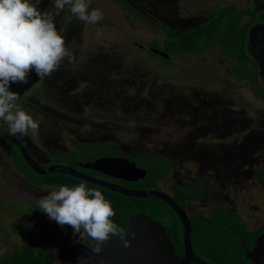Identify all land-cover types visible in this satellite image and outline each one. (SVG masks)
<instances>
[{
  "label": "rangeland",
  "instance_id": "obj_1",
  "mask_svg": "<svg viewBox=\"0 0 264 264\" xmlns=\"http://www.w3.org/2000/svg\"><path fill=\"white\" fill-rule=\"evenodd\" d=\"M132 1L178 32L203 25L217 7L235 5L242 24L250 20L248 11L264 13V0ZM53 3L40 0L37 6L52 13L76 61L65 58L29 90L9 88L19 95L17 105L40 122L37 133L24 135L27 144L50 153L39 162L45 167L55 161L81 164L87 157L58 160L57 153L70 148V137L114 138L126 151L141 150L174 163L160 183L168 194L173 182L206 178L207 194L190 202L189 212L208 215L220 205L250 230L257 229L264 221V183L257 172L264 166V100L247 82L230 76L233 61L219 49L169 61L152 54L150 44L157 41L163 48L166 35L137 21L116 0H90L89 11L103 14L96 24L79 21L67 6L57 15ZM247 47L260 66L264 88V23H254ZM52 190L28 183L0 151V259L21 248L26 231L52 235L71 248L89 239L38 208L39 199Z\"/></svg>",
  "mask_w": 264,
  "mask_h": 264
},
{
  "label": "trees",
  "instance_id": "obj_2",
  "mask_svg": "<svg viewBox=\"0 0 264 264\" xmlns=\"http://www.w3.org/2000/svg\"><path fill=\"white\" fill-rule=\"evenodd\" d=\"M116 1L123 3L125 10L135 13L137 21L149 24L166 35L163 48L159 47L157 41L150 44V48L169 56L170 59L163 58L164 60L169 61L171 58H180L185 55H201L219 49L233 61V72L230 76L237 81L247 82L249 87L264 100V88L259 78L260 66L250 56L247 47L254 23L256 21L264 23V13L255 14L248 11L250 20L242 24L243 15L235 5L217 7L212 18L203 25L188 32H178L161 21H151L138 14L126 0ZM150 52L152 53V50ZM33 72L34 69L31 71V76ZM110 147V145L90 146L73 142L71 152L57 153V157L60 163L72 162V159L75 160L80 156L87 157L86 161H93L108 156ZM0 149H3L12 160L15 170L35 187L58 190L61 186L75 187L84 183L88 189L101 191L116 213L112 217L113 222L125 232L130 229V218L139 214L149 216L166 229L168 237L177 250V255L180 258L184 257L183 225L173 209L165 202L154 198L125 197L62 174L42 176L29 168L19 149L13 144L0 139ZM146 158L138 161V165L147 172L146 178L130 184V187L139 191L161 190L159 183L172 172L173 162L161 156L154 161H148ZM69 166L80 169L74 163H69ZM86 172L96 176L92 171ZM261 177L264 183V169ZM204 182L205 180L201 179L191 186L175 183L171 186V197L185 209L190 202H197L207 194L208 189L203 186ZM189 219L196 257L208 264H251L247 259V253L254 248L255 241L264 233V221L257 229L250 230L236 213L220 205L212 209L208 215L190 213ZM89 241H91L90 237L81 247L71 248L66 246L64 240L52 235L35 237L32 232L26 231L22 237L21 248H18L12 256L1 258L0 264H53L45 258L58 253H63L69 258H77Z\"/></svg>",
  "mask_w": 264,
  "mask_h": 264
},
{
  "label": "clouds",
  "instance_id": "obj_3",
  "mask_svg": "<svg viewBox=\"0 0 264 264\" xmlns=\"http://www.w3.org/2000/svg\"><path fill=\"white\" fill-rule=\"evenodd\" d=\"M39 3L40 0H0V121L7 124L12 136L28 135L30 131L35 134L40 122L17 105L19 95L10 91V86L27 84L33 69L43 79L56 71L65 58L76 61L66 47L64 35L57 30L54 16L41 11ZM53 5L57 15L67 6L74 17L86 24H96L103 18L99 9L89 11L90 0H54ZM38 208L61 227L71 226L82 239L90 237L95 242L92 251L96 255L103 252V245L112 235L119 236L125 248L131 247L127 233L112 220L116 213L111 203L101 191L88 189L84 183L50 191L39 199Z\"/></svg>",
  "mask_w": 264,
  "mask_h": 264
},
{
  "label": "water",
  "instance_id": "obj_4",
  "mask_svg": "<svg viewBox=\"0 0 264 264\" xmlns=\"http://www.w3.org/2000/svg\"><path fill=\"white\" fill-rule=\"evenodd\" d=\"M152 53L170 59L165 53L152 49ZM41 79L34 70L30 82L24 86L12 84L17 89L29 90L39 84ZM0 139L14 144L20 151L29 168L39 175L62 174L70 176L99 188L105 189L129 198L159 199L169 205L184 229V257L177 255V250L167 235L166 229L158 222L145 214H139L130 218V229L126 231L127 240L131 247L125 248L121 238L112 235L110 240L103 245V252L96 255L92 249L95 242L89 241L77 258H69L63 253L47 256L45 259L53 264H208L194 254L192 244V225L188 211L180 207L174 199L164 191L159 190H131L103 179L91 177L73 167L54 164L44 167L36 162L28 152L25 145L15 136L0 132ZM82 170L93 171L114 179L128 183H136L144 180L147 172L140 169L134 163L123 159H100L92 163L80 164ZM247 259L251 264H264V233L255 241L254 248L247 253Z\"/></svg>",
  "mask_w": 264,
  "mask_h": 264
},
{
  "label": "flooded vegetation",
  "instance_id": "obj_5",
  "mask_svg": "<svg viewBox=\"0 0 264 264\" xmlns=\"http://www.w3.org/2000/svg\"><path fill=\"white\" fill-rule=\"evenodd\" d=\"M127 1V3L130 5V6H132L133 8H134V10H135V12H137L138 14H141V15H143V16H145L146 18H148L149 20H151V21H159L160 22V20L159 19H156V17H154L155 15L153 14V13H148V12H146L144 9H142L140 6H138V4H136V2H134V1H132V0H126ZM122 5H123V3H121ZM127 11V10H126ZM127 12H129V11H127ZM130 14H132V15H134L135 16V13L133 14V13H131V12H129ZM161 23H164L163 21H161ZM164 25H165V23H164ZM150 49V51L152 50V48H149ZM32 77H33V74H32V76H31V78H30V80L28 81V82H30L31 81V79H32ZM43 79H41V81H42ZM40 81V82H41ZM38 85V84H37ZM17 103H18V101H17ZM0 132H3V133H7V134H9V131H8V126H7V124L4 122V121H0ZM16 138H18L24 145H25V147L27 148V150H28V152L30 153V155L33 157V159L36 161V162H38L40 165H42V164H46V163H40L39 162V160H38V157L39 158H41V159H45V157L44 156H49V157H51L50 156V153L49 152H45V151H43L40 147H39V145L37 146V147H35L34 145H29V144H27V142H26V139H28V138H26V137H24V135H20V134H17L16 136H15ZM80 138V137H79ZM78 137H70V141H69V145H70V148H67L64 152H62V153H68V152H71L72 151V149H73V142H79V143H82V144H84V145H90V146H95V145H110L111 147L109 148V152H108V156H105V157H101V158H97V159H95V160H93V161H86L85 160V162H81V164H87V163H92V162H95V161H97V160H100V159H118V160H120V159H123V160H127V161H129L130 163H134V164H136V166L138 167V168H140V169H142V167L140 166V165H138V161H141V160H143V158H146V157H148V158H146L148 161H151V160H156L158 157H160V156H158V157H154V158H152V156L151 155H149L147 152H144V151H141V150H136V149H130V150H128V151H126L127 149L124 147V146H122L120 143H119V141H117V140H115L114 138H112V139H108V140H106V141H104V140H99V141H97V140H94V141H84V140H80ZM260 138V137H259ZM259 138H257V139H259ZM29 140V139H28ZM12 144V143H11ZM14 145V144H13ZM15 146V145H14ZM108 147V146H107ZM0 151H2V152H5L3 149H0ZM41 152H43V153H41ZM44 152H45V155H42V154H44ZM57 152V151H56ZM55 152V153H56ZM59 153H61V152H59ZM5 154H6V152H5ZM151 158H150V157ZM161 157H164V156H161ZM165 158H167V157H165ZM168 159V158H167ZM170 160V159H169ZM55 161V160H54ZM56 162V161H55ZM55 162H54V164H55ZM54 164H51V165H54ZM56 164H57V162H56ZM50 165V166H51ZM79 165L80 164H77L76 163V166H77V168H79ZM173 165H174V163H173ZM173 165H172V167H173ZM43 166V165H42ZM45 167V166H44ZM49 167V166H48ZM171 167V168H172ZM263 169H264V166H262V168L261 169H257V172H258V177H259V179L261 180L262 179V177H261V174H262V172H263ZM77 170H79V171H81V172H84L85 174H87V175H89V176H91V177H94V178H97V179H103V180H107V181H109V182H112V183H115V184H117V185H120V186H122V187H124V188H128V189H131V190H134L132 187H130V184H133V183H128V182H125V181H122V180H118V179H114V178H111V177H109V176H106V175H102V174H99V173H96V172H94L95 174H96V176L95 175H90V174H88L86 171H89V170H82V169H77ZM93 172V171H92ZM169 175V174H168ZM201 179H204L205 180V182L207 181V179L206 178H200L199 180H201ZM258 179V180H259ZM198 180V181H199ZM163 181V180H162ZM161 181V182H162ZM160 182V183H161ZM197 181H194L193 183H188V182H185V183H183V182H175L176 184H179V185H184V184H189V186H191V185H193L194 183H196ZM205 182L203 183V185L205 184ZM160 183H159V187H160V189H161V186H160ZM174 182L173 183H171V185H170V192H171V186L173 185V184H175ZM208 189V188H207ZM159 191H163L162 189L161 190H159ZM166 193V192H165ZM168 194V193H167ZM170 196H171V193L169 194ZM201 200V199H200ZM199 200V201H200ZM187 211H188V205H187V207L185 208ZM212 211V210H211ZM190 213H193V212H189L188 211V214H190Z\"/></svg>",
  "mask_w": 264,
  "mask_h": 264
}]
</instances>
